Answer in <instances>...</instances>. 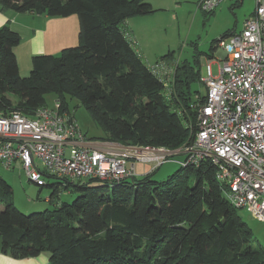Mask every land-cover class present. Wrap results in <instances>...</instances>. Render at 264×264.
Returning a JSON list of instances; mask_svg holds the SVG:
<instances>
[{
  "label": "trees",
  "instance_id": "trees-1",
  "mask_svg": "<svg viewBox=\"0 0 264 264\" xmlns=\"http://www.w3.org/2000/svg\"><path fill=\"white\" fill-rule=\"evenodd\" d=\"M0 9L79 19L78 44L34 54L25 77L14 50L21 35L0 27V114L33 116L53 93L65 110L72 111V99L84 105L104 132L101 140L176 149L197 127L196 103L205 94L193 84L204 86L202 52L178 62L167 88L152 69L159 61L146 64L125 29L129 18L157 11L149 0H0ZM232 32L215 39L207 55ZM157 168L115 183L64 178L78 192L73 202L31 214L15 206L13 188L0 176L2 252L48 253L49 264H264V249L210 164L181 167L165 182L152 178Z\"/></svg>",
  "mask_w": 264,
  "mask_h": 264
},
{
  "label": "built area",
  "instance_id": "built-area-1",
  "mask_svg": "<svg viewBox=\"0 0 264 264\" xmlns=\"http://www.w3.org/2000/svg\"><path fill=\"white\" fill-rule=\"evenodd\" d=\"M222 1L199 0L198 8L212 12ZM255 2L243 28L219 41L225 56L218 72L206 64L205 98L196 103L197 127L180 147L89 139L75 114L56 98L53 106L40 107L33 116L19 110L0 114V160L7 168L19 161L31 181L45 185V172L115 183L136 174L133 161L155 169L180 155L184 168L210 164L227 200L264 221V0ZM176 65L162 59L152 68L167 88Z\"/></svg>",
  "mask_w": 264,
  "mask_h": 264
},
{
  "label": "rangeland",
  "instance_id": "rangeland-1",
  "mask_svg": "<svg viewBox=\"0 0 264 264\" xmlns=\"http://www.w3.org/2000/svg\"><path fill=\"white\" fill-rule=\"evenodd\" d=\"M185 6L178 7L177 11L168 9L166 11H158L149 18V29H140L137 27V32L142 36L147 43L143 47L149 61L143 57L146 64H154L162 59L166 54L173 53L174 61L180 60H198L199 56L195 49L202 52L200 57L201 75L205 77L206 64L212 62L214 73L218 72V68L222 60L219 51L220 47L216 43V51L213 57H209L207 53H211V45L215 39L220 38L227 31H239L242 29L243 22L256 6L255 0H223L220 6L212 12L208 13L198 8L197 0H182ZM15 13L14 10H11ZM20 19L27 21L30 18V12H18ZM34 22L29 21V25L20 30L22 35V50L25 48V42L30 30V25ZM229 31V32H230ZM144 36V37H143ZM139 43L140 44V40ZM197 43V44H195ZM25 44V45H24ZM138 46V45H137ZM141 47V45H140ZM15 52L19 51V45L15 47ZM178 64V63H176ZM30 66L32 62L20 64V74L25 77L31 72ZM193 88H199L202 94L206 93L205 85L194 83ZM199 95V94H198ZM197 95V96H198ZM55 95L50 93L47 95L48 106H53L55 103ZM76 99L71 101V110L75 114L78 124L89 139L98 140L103 136V130L96 124L91 117L87 108L78 104ZM180 155H174L171 160L163 163L159 169L155 170L152 178L158 182H165L172 177L177 170L181 168L179 159ZM40 167H43L37 159ZM137 162V161H135ZM12 168H7L0 160V176L9 183L13 188L12 200L15 206L25 214L45 211L46 209H54L62 204H71L78 195L75 186L70 184V187L65 186L66 181L49 172L43 175L46 185L38 186L28 177L26 169L20 165L19 161L13 163ZM161 169V172L159 170ZM195 175L190 177V185L195 182ZM71 182L78 184V179H71ZM55 183V188L51 185ZM55 190L54 195L51 193ZM224 197L227 194L223 191ZM52 196V202H49L48 197ZM240 215L251 229L254 239L258 246L264 249V221L255 218L247 209H239ZM48 254V253H46Z\"/></svg>",
  "mask_w": 264,
  "mask_h": 264
},
{
  "label": "crops",
  "instance_id": "crops-1",
  "mask_svg": "<svg viewBox=\"0 0 264 264\" xmlns=\"http://www.w3.org/2000/svg\"><path fill=\"white\" fill-rule=\"evenodd\" d=\"M149 1L153 5V7L157 9L156 12L166 11L168 9L177 11L178 7L185 6L184 4L185 2L182 0H149ZM198 1L199 0H197L196 2ZM240 2L242 3V0H240ZM219 6L220 4L217 7ZM156 12L149 15H140V16L131 17L125 22L124 25L126 31L129 33L128 34L129 38L133 42H135V45H138L136 47L140 55H141L140 51H143L144 54L142 55L143 57L146 58L147 61H149L148 56L146 55L144 50H141L143 49L144 46H146L147 42L143 38H141L142 36L137 32L138 31L137 27L140 29H145L146 31L150 30L149 18H151V16L156 14ZM253 12L254 10L250 13V15L246 17V19L249 16H251ZM29 14H30V18L27 19V21L25 22L19 18L20 14L18 12L15 11V13H13L11 10L2 11L0 9V27L5 24H8L11 26V28H13L14 30L20 33V30L23 27L29 25L30 20L34 22L33 24L30 25V30L26 38L27 40L25 42L26 45L24 44L25 48L23 50H22V46H23L22 40L19 44V51L17 52L19 70H20V64L32 62V57L34 54L58 53L63 48L78 44L79 19L76 15H71L68 17H48L45 15H38L32 12H30ZM140 38H141L140 44H138ZM21 39H22V35H21ZM215 48H217L216 45ZM219 53L222 55L220 57V59H222L225 56V54L221 50L219 51ZM167 60L170 61L171 65L179 62L177 60L174 61L175 60L174 58L173 59L168 58ZM148 63L150 64V62ZM208 63H212V62H208ZM31 68L32 67L30 66V69ZM131 163L135 164L137 168L135 175L138 176L147 174L151 170H153L152 169L153 164L150 163H142L138 161L137 162L133 161ZM159 168L160 166L157 169ZM159 172H161V169L159 170ZM38 186L43 187L41 185ZM47 199L49 200V197ZM0 264H49V255L46 253H41L35 257L13 258L10 255H7L2 252V238L0 236Z\"/></svg>",
  "mask_w": 264,
  "mask_h": 264
}]
</instances>
